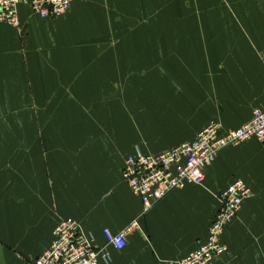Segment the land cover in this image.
<instances>
[{"label": "crops", "instance_id": "0c3cea01", "mask_svg": "<svg viewBox=\"0 0 264 264\" xmlns=\"http://www.w3.org/2000/svg\"><path fill=\"white\" fill-rule=\"evenodd\" d=\"M0 23V264H32L64 219L138 229L110 262L169 264L206 240L217 196L251 192L214 264H264V144L222 149L201 186L143 213L125 159L190 142L209 123L235 130L264 107V0H73L41 19Z\"/></svg>", "mask_w": 264, "mask_h": 264}, {"label": "built area", "instance_id": "2783aa9c", "mask_svg": "<svg viewBox=\"0 0 264 264\" xmlns=\"http://www.w3.org/2000/svg\"><path fill=\"white\" fill-rule=\"evenodd\" d=\"M73 0H0V23L19 28L18 9L28 5L41 19H54L67 14ZM264 61V52L262 53ZM255 140L264 144V107L255 108L251 119L235 130H223L211 122L193 140L157 155H144L139 151L128 156L121 177L130 192L137 197L143 213L150 210L168 194L188 185L201 186L205 169L218 158L226 147L238 146ZM251 197L246 184L236 179L217 196L219 208L208 228L206 240L190 254L169 264H214L227 253L222 242L225 229L237 218L244 200ZM138 229L134 220L118 233L108 228L102 234L105 245L96 247L94 237L71 218L61 220L52 232L50 246L32 264H99L110 262L109 248L122 250L127 236Z\"/></svg>", "mask_w": 264, "mask_h": 264}, {"label": "rangeland", "instance_id": "374dc122", "mask_svg": "<svg viewBox=\"0 0 264 264\" xmlns=\"http://www.w3.org/2000/svg\"><path fill=\"white\" fill-rule=\"evenodd\" d=\"M258 142V141H257ZM260 143V142H259ZM262 144V143H261ZM239 146V145H238Z\"/></svg>", "mask_w": 264, "mask_h": 264}]
</instances>
